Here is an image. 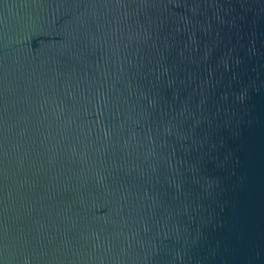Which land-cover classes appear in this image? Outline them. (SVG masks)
I'll list each match as a JSON object with an SVG mask.
<instances>
[{"label": "water", "instance_id": "water-1", "mask_svg": "<svg viewBox=\"0 0 264 264\" xmlns=\"http://www.w3.org/2000/svg\"><path fill=\"white\" fill-rule=\"evenodd\" d=\"M0 264H264V0H0Z\"/></svg>", "mask_w": 264, "mask_h": 264}]
</instances>
